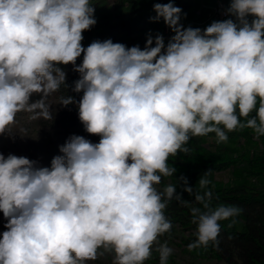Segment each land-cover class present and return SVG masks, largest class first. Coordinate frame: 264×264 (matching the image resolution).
Returning <instances> with one entry per match:
<instances>
[{
    "label": "clouds",
    "instance_id": "1",
    "mask_svg": "<svg viewBox=\"0 0 264 264\" xmlns=\"http://www.w3.org/2000/svg\"><path fill=\"white\" fill-rule=\"evenodd\" d=\"M153 11L172 32L167 42L149 33L143 49L111 39L85 48L83 33L97 23L91 0H0V135L21 112L53 120L45 100L68 87L61 65L71 64L82 96L61 106L76 104L85 131L100 137L69 136L50 166L0 152V264H87L106 253L112 264H144L171 232L168 202L183 201L176 185L156 187L176 172L169 157L189 153L193 137L214 133L223 143L244 129L264 137V0H229V18L204 29L185 27L173 0ZM211 198L195 194L206 211L191 209L190 251L218 243V222L242 211L211 209ZM156 251L168 264L173 250Z\"/></svg>",
    "mask_w": 264,
    "mask_h": 264
},
{
    "label": "trees",
    "instance_id": "2",
    "mask_svg": "<svg viewBox=\"0 0 264 264\" xmlns=\"http://www.w3.org/2000/svg\"><path fill=\"white\" fill-rule=\"evenodd\" d=\"M213 1L215 0H173V3L182 9L181 23L185 27L204 29L213 21H217L205 15L204 6ZM224 1L229 7V0ZM156 2L167 3L168 0H91L95 7L94 16L97 23L83 33V46L86 48L95 40L111 39L114 43H123L128 47L139 45L143 49L147 35L162 34L166 26L162 19L158 22L150 19L156 16L153 11ZM82 58H78L76 63L80 64ZM61 67L67 73L68 87L61 85L54 96L59 107L64 110V125L75 135H82L91 142L98 143L100 137L88 134L80 122L77 105L61 106L62 98L72 96L79 101L82 96V93L72 91L73 82L79 78V74L73 71L71 64ZM228 136L231 145L227 142H207L216 139L214 133L193 137L187 145L191 150L189 153L169 157V166L175 167L176 172L171 177L162 178L161 184L156 187L158 191H163L169 183L176 185L177 193L181 194L183 201L173 199L168 202L165 216L171 221L172 229L170 233L159 238L165 241L163 244L171 242L174 238L178 239L182 251L197 260L215 257L216 249L223 246L230 250L228 244H222L221 238L227 241L235 240L230 242L231 246H238L242 255L252 264H264V137L255 139L251 129L237 130ZM224 171L231 172V181L216 179V175ZM206 172L209 173L207 179L211 183L202 189L199 179ZM179 177L187 179L188 186L193 188V194L183 191L184 186L178 180ZM206 191H211L212 194L209 201L211 209L224 205L237 206L242 211L238 216L218 222L221 227L218 243H210L207 247L201 246L190 251L188 245L196 239L197 229V225L192 222L191 209L198 207L201 211H206L202 204L195 201L196 193L203 195ZM246 206L256 209L254 218L245 214L243 207ZM172 260L171 254L168 264ZM144 264H160L156 248L152 249L150 258Z\"/></svg>",
    "mask_w": 264,
    "mask_h": 264
},
{
    "label": "rangeland",
    "instance_id": "3",
    "mask_svg": "<svg viewBox=\"0 0 264 264\" xmlns=\"http://www.w3.org/2000/svg\"><path fill=\"white\" fill-rule=\"evenodd\" d=\"M40 99V94H34L32 97L33 101ZM45 102L51 105L53 120L43 118L30 120L29 113H18L17 123L11 126L10 132L8 133L13 136L10 137L7 133L0 135V152L5 156L10 153L17 156H25L38 161L41 166H50L52 158L60 154L59 146L63 145L68 137L74 133L69 127L64 125V110L59 107L54 93L48 96ZM210 141L216 142V139L207 140V142ZM227 143L231 145L230 141H227ZM216 179L223 182L231 181V172L224 171L218 173ZM243 209L249 218H254L255 214H257L256 209L252 207L246 206ZM5 223L6 221L3 219L2 213H0V233L6 230L4 228ZM220 241L222 244H228L231 249H226L223 246L216 249L215 257L207 260H197L193 259L187 253H184L182 247L179 246V240L174 238L171 242H166L167 246L173 250V260L170 264H252L242 255L238 246H231L230 242H235V240L227 241V239L221 238ZM164 242V240L159 238V244H163ZM159 244L154 245L153 248H157ZM112 259V255L106 253L95 261L87 262V264H112Z\"/></svg>",
    "mask_w": 264,
    "mask_h": 264
},
{
    "label": "built area",
    "instance_id": "4",
    "mask_svg": "<svg viewBox=\"0 0 264 264\" xmlns=\"http://www.w3.org/2000/svg\"><path fill=\"white\" fill-rule=\"evenodd\" d=\"M227 8L226 1L224 0H215L209 5L204 6L206 17L214 20H224L229 18L225 15ZM197 13H200V11H197ZM162 35L164 36L165 41H167L171 37L172 32L167 26H164Z\"/></svg>",
    "mask_w": 264,
    "mask_h": 264
}]
</instances>
